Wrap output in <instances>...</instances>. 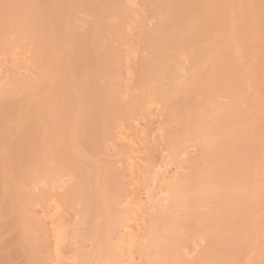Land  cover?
Instances as JSON below:
<instances>
[{
	"label": "rangeland",
	"instance_id": "1",
	"mask_svg": "<svg viewBox=\"0 0 264 264\" xmlns=\"http://www.w3.org/2000/svg\"><path fill=\"white\" fill-rule=\"evenodd\" d=\"M163 1L0 0V264H264V0L232 90L149 72Z\"/></svg>",
	"mask_w": 264,
	"mask_h": 264
},
{
	"label": "bare ground",
	"instance_id": "2",
	"mask_svg": "<svg viewBox=\"0 0 264 264\" xmlns=\"http://www.w3.org/2000/svg\"><path fill=\"white\" fill-rule=\"evenodd\" d=\"M237 5V2H231V0L230 2L227 0H180L174 6L169 3V0H164L158 11L165 19V26L172 30L171 36L178 43L175 45L172 40L163 39L156 46V58L149 72L151 71L153 76H160L168 68H172L173 58L165 56L168 46L176 47V50L181 51L196 50L198 52V56L195 57L196 67L207 73V82L210 85H221L223 90H232L233 86L228 81V75H232L237 68V49H230L221 63H217L213 51L220 49L219 47L231 38L226 31L231 29L233 23L239 21L242 16ZM165 13H170V16L164 15ZM195 14L199 19L192 23L189 19ZM192 47L197 49H190Z\"/></svg>",
	"mask_w": 264,
	"mask_h": 264
}]
</instances>
